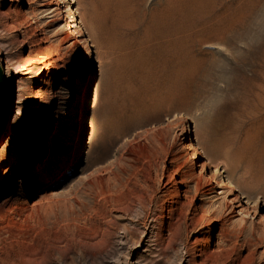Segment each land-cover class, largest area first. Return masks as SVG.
Segmentation results:
<instances>
[{"label": "rangeland", "instance_id": "obj_1", "mask_svg": "<svg viewBox=\"0 0 264 264\" xmlns=\"http://www.w3.org/2000/svg\"><path fill=\"white\" fill-rule=\"evenodd\" d=\"M43 1L0 0V264H264V0Z\"/></svg>", "mask_w": 264, "mask_h": 264}, {"label": "bare ground", "instance_id": "obj_2", "mask_svg": "<svg viewBox=\"0 0 264 264\" xmlns=\"http://www.w3.org/2000/svg\"><path fill=\"white\" fill-rule=\"evenodd\" d=\"M56 3H58V2L55 1V0H44L43 1V5L42 6H48L49 8H51V11L49 12L50 14H52L51 15V19L49 20V22H51V23H54L56 21H60L61 20V11L58 8V6L55 5ZM65 19H66V17L64 18V21L61 22L62 25L58 29V32L61 35V43H68L70 46H74L77 43H79V40H78V35H77L78 32L75 31L76 30L75 29L76 26L74 25V23L76 22V20L74 19V12H73L72 8L69 10V21L65 22ZM86 30L88 32H90L89 28H86ZM0 62H1V57H0ZM31 63H32L31 60L25 61V65H27V66H29ZM37 65H38L37 73H40V72H42L44 70H48L47 65L45 64V60H43V59ZM39 97H40L39 93L35 92V94H34V102H37ZM186 150H187L188 155L191 156V161H190L189 164L191 166H193L196 163V160H197V149H196V146L193 143H189L186 146ZM211 164H212V162L207 159L202 164V169H204L207 165H211ZM214 169L216 170V166H214ZM213 175H214V173H212V175H211L212 178L214 177ZM207 185H209V184H207ZM233 187H234V185L230 181L229 178L224 179L221 182L220 188L222 189V191L226 195L229 196V199H227V202H226L227 206H230L232 203H235L237 201V195H234ZM198 191H199L198 188H196L195 192H198ZM245 199H246V201H249V197L245 196Z\"/></svg>", "mask_w": 264, "mask_h": 264}, {"label": "water", "instance_id": "obj_3", "mask_svg": "<svg viewBox=\"0 0 264 264\" xmlns=\"http://www.w3.org/2000/svg\"><path fill=\"white\" fill-rule=\"evenodd\" d=\"M2 84H3V70L0 66V93L2 91ZM1 115H2V102H1V99H0V119H1Z\"/></svg>", "mask_w": 264, "mask_h": 264}]
</instances>
